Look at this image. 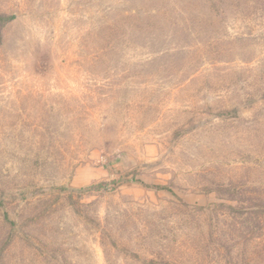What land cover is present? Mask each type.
Segmentation results:
<instances>
[{"label": "rangeland", "instance_id": "374dc122", "mask_svg": "<svg viewBox=\"0 0 264 264\" xmlns=\"http://www.w3.org/2000/svg\"><path fill=\"white\" fill-rule=\"evenodd\" d=\"M0 15V264H264V0Z\"/></svg>", "mask_w": 264, "mask_h": 264}, {"label": "trees", "instance_id": "16d2710c", "mask_svg": "<svg viewBox=\"0 0 264 264\" xmlns=\"http://www.w3.org/2000/svg\"><path fill=\"white\" fill-rule=\"evenodd\" d=\"M13 18H14L13 15H9V16H7V15H0V27L3 26L5 23L11 21ZM156 188H162V189H167V190L171 191L170 188H167V187H164V186H158Z\"/></svg>", "mask_w": 264, "mask_h": 264}]
</instances>
